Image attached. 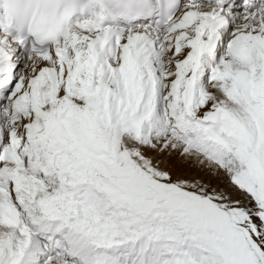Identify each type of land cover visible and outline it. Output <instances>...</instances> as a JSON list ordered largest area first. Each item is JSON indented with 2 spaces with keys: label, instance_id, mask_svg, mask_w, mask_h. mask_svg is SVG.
<instances>
[{
  "label": "snow or ice",
  "instance_id": "obj_1",
  "mask_svg": "<svg viewBox=\"0 0 264 264\" xmlns=\"http://www.w3.org/2000/svg\"><path fill=\"white\" fill-rule=\"evenodd\" d=\"M0 264H264V0H0Z\"/></svg>",
  "mask_w": 264,
  "mask_h": 264
}]
</instances>
